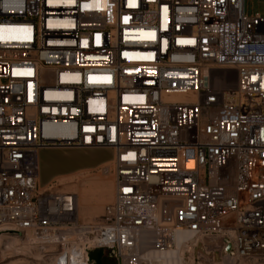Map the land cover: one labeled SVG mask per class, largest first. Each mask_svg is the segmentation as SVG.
I'll return each instance as SVG.
<instances>
[{
    "label": "built area",
    "instance_id": "1",
    "mask_svg": "<svg viewBox=\"0 0 264 264\" xmlns=\"http://www.w3.org/2000/svg\"><path fill=\"white\" fill-rule=\"evenodd\" d=\"M48 147L113 151L98 221L40 183ZM4 224L67 263L107 248L151 264L181 232L264 259V15L246 0H0Z\"/></svg>",
    "mask_w": 264,
    "mask_h": 264
},
{
    "label": "rangeland",
    "instance_id": "2",
    "mask_svg": "<svg viewBox=\"0 0 264 264\" xmlns=\"http://www.w3.org/2000/svg\"><path fill=\"white\" fill-rule=\"evenodd\" d=\"M246 11L251 15H264V0H246ZM112 157L111 149L43 148L39 153L41 183L46 184L57 173H69L94 167ZM55 186L64 191L76 192L81 221L95 222L100 219L105 206L114 198L115 175L113 172H106L103 167H98L59 177L55 181ZM8 235L14 237H4L2 241L4 243L14 241V243L6 246L0 245V264H54L51 257L57 255L58 248L43 247L23 235L13 233H8ZM218 241L220 242L221 239ZM102 251L105 257L104 264H116L111 249L105 248ZM226 257L233 260L234 264H264V259H238L234 256L223 255L217 252L213 242L206 238L189 243L183 264H225Z\"/></svg>",
    "mask_w": 264,
    "mask_h": 264
},
{
    "label": "bare ground",
    "instance_id": "3",
    "mask_svg": "<svg viewBox=\"0 0 264 264\" xmlns=\"http://www.w3.org/2000/svg\"><path fill=\"white\" fill-rule=\"evenodd\" d=\"M78 215H79V211H78ZM7 228H10L9 224H4L0 226V245L3 246L12 245L14 243V241L12 243L10 242L4 243L2 241V238L4 237H14L8 235V233L5 232V229ZM28 240H31V238H28ZM193 241H194L193 236L189 232H181L177 234L176 247L174 249H170L166 252H152L149 254L148 257L151 260V264H183L185 262V251L188 246L187 243ZM28 245H30L29 242ZM86 259H87L86 256L83 257V259H77L75 256H73L72 260L71 261L69 260V262L67 263V256L62 255L61 257L60 256L51 257V260L54 264H86ZM225 264H234V262L229 257H226Z\"/></svg>",
    "mask_w": 264,
    "mask_h": 264
},
{
    "label": "crops",
    "instance_id": "4",
    "mask_svg": "<svg viewBox=\"0 0 264 264\" xmlns=\"http://www.w3.org/2000/svg\"><path fill=\"white\" fill-rule=\"evenodd\" d=\"M101 149H103V148H101ZM107 161H109V160L103 161V162L99 163L97 166L90 167V168L78 169V170H75V171L69 172V173H67V172L57 173V174L53 175L52 178L48 182H46V184L50 183L53 180L56 181L57 178H59V177H65V176L72 175V174L80 172V171L98 168L99 166H101L102 164L106 163ZM39 180H40V183H41V175L39 176ZM46 184H42V185H46Z\"/></svg>",
    "mask_w": 264,
    "mask_h": 264
},
{
    "label": "trees",
    "instance_id": "5",
    "mask_svg": "<svg viewBox=\"0 0 264 264\" xmlns=\"http://www.w3.org/2000/svg\"><path fill=\"white\" fill-rule=\"evenodd\" d=\"M92 258L95 260V264H104L105 263V257L103 254L102 249H98V251H94L91 253Z\"/></svg>",
    "mask_w": 264,
    "mask_h": 264
},
{
    "label": "water",
    "instance_id": "6",
    "mask_svg": "<svg viewBox=\"0 0 264 264\" xmlns=\"http://www.w3.org/2000/svg\"><path fill=\"white\" fill-rule=\"evenodd\" d=\"M231 250H232V244H231V243H229V244H228V246L226 247V249H225V251H224V252H225L226 254H228V253H230V252H231Z\"/></svg>",
    "mask_w": 264,
    "mask_h": 264
}]
</instances>
